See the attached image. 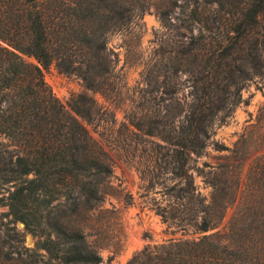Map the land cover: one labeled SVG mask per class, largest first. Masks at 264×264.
I'll list each match as a JSON object with an SVG mask.
<instances>
[{"label": "trees", "instance_id": "obj_1", "mask_svg": "<svg viewBox=\"0 0 264 264\" xmlns=\"http://www.w3.org/2000/svg\"><path fill=\"white\" fill-rule=\"evenodd\" d=\"M164 2L0 0V138L10 143L0 148V208L36 238L45 264L102 262L71 218L104 203L112 160L97 129L115 122L108 107L84 95L72 101L75 116L68 113L43 70L55 63L110 100L117 77L108 39L130 34L150 6L164 28L188 35L177 33L143 68L142 87L119 127L123 143L139 137L150 145L147 189L160 187L168 203L156 212L165 232L180 237L146 245L127 264H264V147L243 174L256 151H231L212 139L215 126L248 104L241 91L264 87V0ZM209 146L232 156L217 167L198 165ZM195 177L210 188L209 201ZM229 210L221 230L195 237L217 228ZM19 235L6 232L10 240Z\"/></svg>", "mask_w": 264, "mask_h": 264}, {"label": "rangeland", "instance_id": "obj_2", "mask_svg": "<svg viewBox=\"0 0 264 264\" xmlns=\"http://www.w3.org/2000/svg\"><path fill=\"white\" fill-rule=\"evenodd\" d=\"M153 1L154 4L165 3L164 0ZM177 33L188 35L186 29L164 28L153 6H150L130 34L109 37L107 46L115 57L114 73L117 77L114 88L116 94L110 100L86 90L76 75L60 72L55 63L43 70L46 85L71 115L75 116L71 110L72 101L78 100L77 96L84 95L108 107L114 117L115 124L106 125L107 131L103 128L97 129L100 133L105 132L103 136L107 142L104 143H108L110 147L107 151L112 160V175L104 203L100 211L71 218L72 222L83 227L88 245L102 258L101 264H127L146 245L180 237L179 234L172 236L165 232L166 227L156 212L157 207L163 208L168 203L167 198L160 192V187L156 186L153 191L147 189L148 183L144 179L147 170L144 150H148L150 145L144 142V138L139 137H133V143L130 140L123 143L125 132L119 127L124 113L134 106L133 101L142 87L140 75L143 68L150 64L156 54L172 47ZM22 58L27 63H35L31 57L22 55ZM186 92L187 89H184V93ZM241 94L248 104L237 107L227 125L219 128L215 126L212 139L231 151L241 150L246 146H249L250 151H256L264 147V87L258 90L254 84H248ZM3 144L10 145L8 141L0 138V148ZM258 153L259 150L246 161L243 174ZM139 155L141 158H138ZM231 156L229 151L217 152L209 146L199 158L198 165L206 162L217 167L223 165ZM195 184L201 195L206 196L209 201L211 190L204 185L201 177H195ZM232 212L233 210L226 212L217 228L195 237L221 230ZM12 228L20 234L18 239L10 240L6 237V232ZM35 243L36 238L21 223L12 221L7 214V208H0V264H45L48 259L43 251L35 247ZM33 254H38L37 262L26 258Z\"/></svg>", "mask_w": 264, "mask_h": 264}]
</instances>
